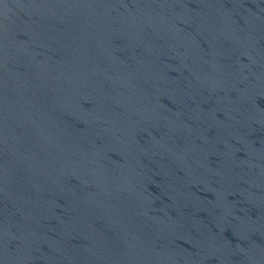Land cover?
<instances>
[{"label": "water", "instance_id": "obj_1", "mask_svg": "<svg viewBox=\"0 0 264 264\" xmlns=\"http://www.w3.org/2000/svg\"><path fill=\"white\" fill-rule=\"evenodd\" d=\"M0 264H264V0H0Z\"/></svg>", "mask_w": 264, "mask_h": 264}]
</instances>
